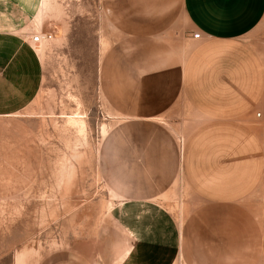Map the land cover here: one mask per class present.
<instances>
[{
	"label": "crops",
	"instance_id": "crops-1",
	"mask_svg": "<svg viewBox=\"0 0 264 264\" xmlns=\"http://www.w3.org/2000/svg\"><path fill=\"white\" fill-rule=\"evenodd\" d=\"M108 27L129 264H264V0H108Z\"/></svg>",
	"mask_w": 264,
	"mask_h": 264
},
{
	"label": "rangeland",
	"instance_id": "rangeland-1",
	"mask_svg": "<svg viewBox=\"0 0 264 264\" xmlns=\"http://www.w3.org/2000/svg\"><path fill=\"white\" fill-rule=\"evenodd\" d=\"M111 37L108 0H0V264L130 262L108 188Z\"/></svg>",
	"mask_w": 264,
	"mask_h": 264
},
{
	"label": "built area",
	"instance_id": "built-area-1",
	"mask_svg": "<svg viewBox=\"0 0 264 264\" xmlns=\"http://www.w3.org/2000/svg\"><path fill=\"white\" fill-rule=\"evenodd\" d=\"M199 37V33H194L193 34V38H198ZM51 38V35L49 34H37V35H34L32 37V42H36V43H40L41 41L43 40H48Z\"/></svg>",
	"mask_w": 264,
	"mask_h": 264
},
{
	"label": "bare ground",
	"instance_id": "bare-ground-1",
	"mask_svg": "<svg viewBox=\"0 0 264 264\" xmlns=\"http://www.w3.org/2000/svg\"><path fill=\"white\" fill-rule=\"evenodd\" d=\"M102 130H103V133H104V129H103V127H102Z\"/></svg>",
	"mask_w": 264,
	"mask_h": 264
}]
</instances>
